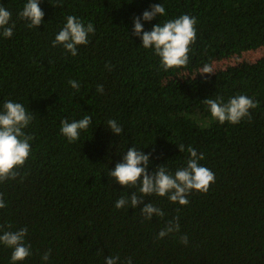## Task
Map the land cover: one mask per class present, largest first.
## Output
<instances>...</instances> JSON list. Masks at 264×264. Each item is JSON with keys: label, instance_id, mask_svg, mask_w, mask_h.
Returning <instances> with one entry per match:
<instances>
[{"label": "trees", "instance_id": "trees-1", "mask_svg": "<svg viewBox=\"0 0 264 264\" xmlns=\"http://www.w3.org/2000/svg\"><path fill=\"white\" fill-rule=\"evenodd\" d=\"M26 2L0 0L15 22L11 38L0 34V111L12 101L33 116L23 130L33 137L30 156L15 179L0 182V235L27 228L31 255L16 264H104L108 256L118 264H264V56L218 64L264 45V0H40L43 21L31 29L18 16ZM159 3L165 15L142 20L144 31L184 14L197 21L186 67L163 70L132 35L133 18ZM70 15L95 28L76 56L52 46ZM239 95L259 103L238 124H220L203 103ZM86 115L89 127L69 143L61 121ZM188 146L215 174L207 193L191 191L186 206L145 197L164 212L151 220L143 205L115 207L120 196L139 195L108 176L128 148L149 155V173L163 165L174 175L187 166ZM174 219L179 232L158 238ZM12 251L0 244V264H12Z\"/></svg>", "mask_w": 264, "mask_h": 264}, {"label": "clouds", "instance_id": "clouds-1", "mask_svg": "<svg viewBox=\"0 0 264 264\" xmlns=\"http://www.w3.org/2000/svg\"><path fill=\"white\" fill-rule=\"evenodd\" d=\"M40 0H27L23 9L18 12L20 19L27 21L28 28H37L41 25L44 12L39 7ZM59 6V5H57ZM165 15L164 6L159 3L150 6V10H145L141 17L133 18L132 35L137 36L142 41L145 49H152L154 54L160 58V65L167 71L173 68L186 67L189 62V52L191 45L196 41V19L187 14L169 20L161 25L155 24L151 31H144L141 21H151L157 16ZM12 13L4 6L0 5V34L5 38H11L15 22L11 21ZM11 21V22H10ZM95 28L92 23L86 26L74 15L66 19L63 28L55 36L52 46H62L72 56L77 55V47L89 43V34H94ZM106 67H108L106 65ZM204 74H211V68L205 66ZM69 85L79 91V83L74 80L68 81ZM103 85H97V92L103 93ZM210 110L212 118L220 124L225 122L238 124L242 119H251L250 109L258 107L257 101L245 96L239 95L230 98L227 103L222 97L216 99H205ZM28 109L21 103L6 101L3 104V110L0 111V182L9 179H15L21 168L31 153L30 141L32 136L26 135L23 131L32 121L33 116L29 114ZM91 123L90 116H84L78 121H61L60 132L67 138L69 143L75 142L80 138L82 130H87ZM108 129L117 136L122 132V127L116 120L107 121ZM180 152L185 151L183 144L178 147ZM190 158L187 166L178 169L173 175L163 165L159 166L155 172L149 173L147 167L150 163L149 155L144 154L142 150L135 147L128 148L122 161L115 165L114 170L108 172V176L113 178L120 186L124 188L137 189L139 195L134 191L130 196H120L115 201L117 209L133 208L143 205L140 212L146 220H151L153 216L163 217L164 212L152 203H144V198L155 194L159 197L167 196L170 202L186 206L187 199L191 191L207 193L211 184L215 183V174L207 167L200 166L199 161L204 159V154H198L197 151L188 146ZM6 207L3 194L0 193V209ZM9 227H11L9 225ZM178 219L170 220L167 226L158 233V238H164L171 233L179 232ZM27 228H21L18 231H4L0 235V244L13 249L11 252V262L23 261L31 255L30 245L25 244ZM182 244L188 243L186 235L180 236ZM50 250L45 252L41 259H49ZM119 257L108 256L104 264H118ZM125 264H131L129 258Z\"/></svg>", "mask_w": 264, "mask_h": 264}, {"label": "rangeland", "instance_id": "rangeland-1", "mask_svg": "<svg viewBox=\"0 0 264 264\" xmlns=\"http://www.w3.org/2000/svg\"><path fill=\"white\" fill-rule=\"evenodd\" d=\"M263 56H264V45L257 48V49L246 50L243 53L232 56L229 59H225L224 61H222V64L221 63H218V64H220L221 68H224L230 64H236L239 62L251 63V62L257 61L258 59H260ZM210 68H211V70H213L212 67H210ZM203 73H204V71H203ZM203 73L200 72V74H203ZM198 74L199 73L194 74V76L198 75Z\"/></svg>", "mask_w": 264, "mask_h": 264}]
</instances>
